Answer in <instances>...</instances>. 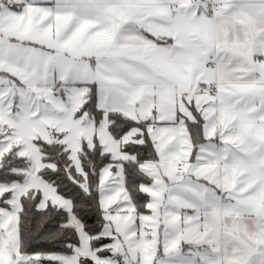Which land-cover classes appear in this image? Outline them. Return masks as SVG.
I'll return each instance as SVG.
<instances>
[{"label": "snow or ice", "instance_id": "obj_1", "mask_svg": "<svg viewBox=\"0 0 264 264\" xmlns=\"http://www.w3.org/2000/svg\"><path fill=\"white\" fill-rule=\"evenodd\" d=\"M0 264H264V0H0Z\"/></svg>", "mask_w": 264, "mask_h": 264}]
</instances>
